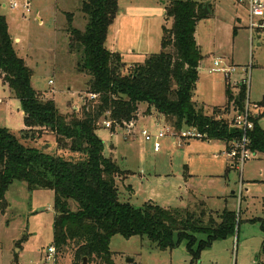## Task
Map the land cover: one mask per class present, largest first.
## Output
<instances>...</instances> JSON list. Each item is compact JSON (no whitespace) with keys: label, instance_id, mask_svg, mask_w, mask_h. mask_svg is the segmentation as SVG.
I'll use <instances>...</instances> for the list:
<instances>
[{"label":"rangeland","instance_id":"374dc122","mask_svg":"<svg viewBox=\"0 0 264 264\" xmlns=\"http://www.w3.org/2000/svg\"><path fill=\"white\" fill-rule=\"evenodd\" d=\"M28 1L30 13L25 14L20 8L9 7L11 2L22 6L24 0H0V16L6 19L13 49L31 70V87L41 94L42 101L52 100L64 116L80 113L84 101L90 104L95 100L87 97L88 78L76 72L78 57L68 51L66 28L71 14L72 26L84 30L87 21L80 10L84 0ZM172 1L118 0L105 48L119 54L126 69L160 53L163 29L172 25L165 19L164 8ZM192 1L211 11L196 27L195 39L203 59L193 101L203 107L206 115L221 116L228 122L236 109L233 104L226 106V85L235 96L246 81L245 100L260 107L256 112L263 113L259 125L264 131V107L259 104L264 99V32L254 31L250 36L248 13L236 0ZM214 61L220 63V68L235 69L229 79L221 73H209ZM0 99V128L19 138L24 129L20 103L1 82ZM146 108L145 104L139 105L135 120L112 131L103 126L101 119L96 130L103 143V155L124 172L116 180L119 201L135 208L149 203L168 209H194L203 201L205 211H234V236L215 241L201 252L197 264H264V155L256 154L245 162L240 174L229 168L224 141L178 139L173 136L178 132L163 121L152 116L144 119ZM141 131L151 136L159 132L166 135L159 142L158 152L153 151L152 142L144 141ZM29 147L49 155L58 153L51 134ZM69 155L65 158L70 159ZM5 200L8 207L0 215V264H49L47 251L53 242L55 217L53 193L31 192L25 183L13 182ZM74 207L71 203L72 210ZM75 249L74 245L64 248L57 254V264H74ZM109 250L114 264L190 262L185 242L173 250H159L146 237L124 239L116 235L110 240Z\"/></svg>","mask_w":264,"mask_h":264},{"label":"trees","instance_id":"16d2710c","mask_svg":"<svg viewBox=\"0 0 264 264\" xmlns=\"http://www.w3.org/2000/svg\"><path fill=\"white\" fill-rule=\"evenodd\" d=\"M80 10L87 21L83 31L72 26L71 14L67 17L68 51L78 57L76 72L88 78L87 95L96 97L94 103L84 101L80 113L65 116L52 100L42 101L41 94L31 87L32 72L14 51L6 19L0 16V82L19 101L24 122L19 138L0 128V215L8 207V187L22 182L31 192L53 193L54 264L57 254L71 245L76 248L74 264H82L83 259L114 264L109 244L116 235L124 239L146 237L159 250H173L185 242L189 264H197L201 252L215 241L234 236L236 213L226 208L220 213L205 211L203 201L194 209H168L149 203L135 208L120 202L116 180L124 172L103 155L96 130L101 119L113 123L111 131L122 127L135 120L139 105L145 104L146 116L154 114L158 122L175 132L195 128L207 140L226 144L241 137V132L229 128L221 116L206 115L193 101L203 59L195 39L196 27L211 11L192 0H173L164 8L165 19L172 25L163 29L160 53L126 69L122 57L105 48L118 0H84ZM245 92L241 84L233 96L226 85V106L233 104L242 110ZM261 118L259 113L248 132L255 155H264ZM47 134L55 137L57 154L29 147ZM67 153L70 159L65 158Z\"/></svg>","mask_w":264,"mask_h":264},{"label":"built area","instance_id":"2783aa9c","mask_svg":"<svg viewBox=\"0 0 264 264\" xmlns=\"http://www.w3.org/2000/svg\"><path fill=\"white\" fill-rule=\"evenodd\" d=\"M238 4L243 6L248 13V29L250 31V36H253L254 31L257 30L264 31V0H236ZM11 9H22L23 13H30V3L28 0H24L22 6L11 2L9 4ZM214 68H212L209 73H221L226 79H229L230 75L235 71L233 67L220 68L219 62L214 61ZM52 82L49 81V84ZM243 85L247 82L243 81ZM89 99H95V95H87ZM2 100L0 99V104ZM260 107L256 104L251 105L248 100H245L242 110H236L234 115L228 120V127L231 129H237L241 132V137L238 140H234L226 144L224 156L231 170H235L241 174L245 162L255 158V154L250 150V140L248 138V132H250L254 127V118L259 114ZM258 111V112H256ZM258 113V114H257ZM103 126L107 129H111L113 123L111 121H104ZM132 126V125H131ZM130 127V126H128ZM174 130V129H173ZM140 136L145 142H152L153 151L158 152L160 148V140L166 135L163 132L157 133V135L151 136L146 131H141ZM181 140H191V139H206V135L198 132L195 128H184L180 130L177 134H173ZM240 195V191H239ZM47 263L54 264V254L55 249L53 246L48 248ZM53 259V260H52Z\"/></svg>","mask_w":264,"mask_h":264},{"label":"crops","instance_id":"0c3cea01","mask_svg":"<svg viewBox=\"0 0 264 264\" xmlns=\"http://www.w3.org/2000/svg\"><path fill=\"white\" fill-rule=\"evenodd\" d=\"M260 32H264V31H257L256 33H260ZM15 42H18V39H15ZM259 104H262V107H264V99ZM261 115H263V113H261ZM150 116L154 117V114L149 115V116H145L144 119L150 118ZM232 194H234V193H232Z\"/></svg>","mask_w":264,"mask_h":264},{"label":"water","instance_id":"95a60500","mask_svg":"<svg viewBox=\"0 0 264 264\" xmlns=\"http://www.w3.org/2000/svg\"><path fill=\"white\" fill-rule=\"evenodd\" d=\"M205 12H207V10H205ZM131 263V261H129ZM82 264H86V260L83 259V263Z\"/></svg>","mask_w":264,"mask_h":264}]
</instances>
